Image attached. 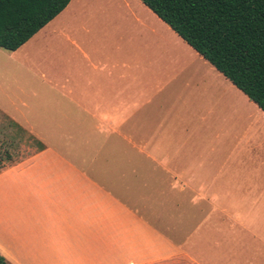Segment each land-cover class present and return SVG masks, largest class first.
<instances>
[{"label": "crops", "instance_id": "0c3cea01", "mask_svg": "<svg viewBox=\"0 0 264 264\" xmlns=\"http://www.w3.org/2000/svg\"><path fill=\"white\" fill-rule=\"evenodd\" d=\"M131 1L98 22L71 0L17 49L41 60H17L34 73L24 93L54 103L39 115L0 103L38 145L0 169V252L13 264H264V156L244 155L259 145L227 138L203 98L200 74L216 68Z\"/></svg>", "mask_w": 264, "mask_h": 264}, {"label": "trees", "instance_id": "16d2710c", "mask_svg": "<svg viewBox=\"0 0 264 264\" xmlns=\"http://www.w3.org/2000/svg\"><path fill=\"white\" fill-rule=\"evenodd\" d=\"M70 1L0 0V48L17 50ZM141 1L264 111V0ZM0 264L13 263L0 252Z\"/></svg>", "mask_w": 264, "mask_h": 264}, {"label": "rangeland", "instance_id": "374dc122", "mask_svg": "<svg viewBox=\"0 0 264 264\" xmlns=\"http://www.w3.org/2000/svg\"><path fill=\"white\" fill-rule=\"evenodd\" d=\"M120 1L121 0H79L76 8L86 9L87 7H92V13H94L95 19L101 22L106 19L104 9L110 7L116 10L118 4H122L121 6L123 7L124 4ZM131 5V9L142 17H144L145 12L150 13L149 8H147L141 0H132ZM110 8L108 9L109 12L111 11ZM121 9H123L124 12L126 10L123 7L120 8V12ZM98 22H96V24ZM165 25L166 24H161V28H164ZM97 27L98 26H96V29ZM176 43L181 46L187 45V47H189L180 36L176 39ZM27 56L28 53L26 54V50L24 49L13 52L0 48V103H4L9 108L11 103H15L13 108L16 106L24 111L26 109L22 107L21 102L28 101L30 104L28 106L29 110L35 111L39 115L40 105L44 106V104L49 101L53 106L54 101L51 99H43L40 101L32 95V92L31 95L29 93H24L27 89H32V82L29 84L28 79L31 80L34 73L25 64L17 60H26ZM193 58L196 60L199 59L196 56ZM26 61L34 63L33 69H37L36 63L39 67L38 69L41 67L40 58L35 60L29 58ZM200 76L203 79L207 77L204 81L205 87H207V91L204 93L203 97L204 102L207 107H212V111L218 115L219 125L221 124L224 127L227 138H237L236 136L239 134L243 143L249 140L253 145H259L258 148L254 149L251 144V151L248 153L244 152V155L263 157L264 143L261 142V140H263L264 136V111L259 108L256 103L251 101L240 89L232 86L229 79L216 69L213 68V70L208 72L203 70ZM197 79L198 78L194 76L192 80L188 81L189 85L187 90L189 94L197 92L198 89L195 88ZM234 92L235 95L233 94ZM215 103H217L218 106L214 105ZM37 146L32 136L21 131L17 124L7 117L0 115V158H2L3 161L8 162L14 158L26 156L33 149L37 148ZM228 246L231 247V251H233L235 245L233 243L225 245V247ZM225 251L228 253L229 250L227 249Z\"/></svg>", "mask_w": 264, "mask_h": 264}]
</instances>
